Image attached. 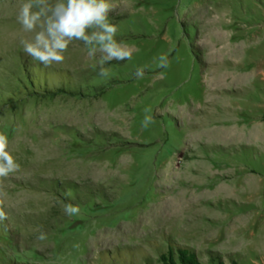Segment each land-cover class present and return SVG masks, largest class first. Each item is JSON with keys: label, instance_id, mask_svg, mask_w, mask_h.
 Instances as JSON below:
<instances>
[{"label": "rangeland", "instance_id": "obj_1", "mask_svg": "<svg viewBox=\"0 0 264 264\" xmlns=\"http://www.w3.org/2000/svg\"><path fill=\"white\" fill-rule=\"evenodd\" d=\"M23 2L0 0V132L20 164L0 181V264H240L264 224V0H130L109 20L133 57L108 78L82 41L48 67L25 54Z\"/></svg>", "mask_w": 264, "mask_h": 264}, {"label": "clouds", "instance_id": "obj_2", "mask_svg": "<svg viewBox=\"0 0 264 264\" xmlns=\"http://www.w3.org/2000/svg\"><path fill=\"white\" fill-rule=\"evenodd\" d=\"M113 5L110 0H25L17 14V22L27 33H33L31 39H22L23 51L33 60L45 67L54 63H62L69 45L73 41H82L89 58L99 54V75L108 78L110 72L105 64L116 60H131L133 48L116 39L118 28L109 20ZM168 56L162 54L158 58L157 67L169 66ZM145 69L137 68L134 75L142 78ZM141 129L146 130L154 122L149 114L150 108L144 109ZM20 170V164L9 151L6 134L0 132V181L9 178ZM72 196L71 190L65 193ZM0 192V221L7 219L4 210L5 201ZM65 214L72 216L80 212L77 205L70 203L64 206ZM46 234L41 231L38 240H45Z\"/></svg>", "mask_w": 264, "mask_h": 264}, {"label": "crops", "instance_id": "obj_3", "mask_svg": "<svg viewBox=\"0 0 264 264\" xmlns=\"http://www.w3.org/2000/svg\"><path fill=\"white\" fill-rule=\"evenodd\" d=\"M224 33V32H223ZM225 34V33H224ZM264 70L257 71L254 75H263ZM260 116H258L259 121H261L262 128L259 130V133H257L258 138L260 140V143H264V110ZM254 132H257V127L253 129ZM260 178L264 180V176L260 175ZM255 235L257 237V241H255V244L250 246L247 245L245 249L238 253H232L236 254L238 257V261L240 264H264V224L260 225L259 228L256 230Z\"/></svg>", "mask_w": 264, "mask_h": 264}, {"label": "bare ground", "instance_id": "obj_4", "mask_svg": "<svg viewBox=\"0 0 264 264\" xmlns=\"http://www.w3.org/2000/svg\"><path fill=\"white\" fill-rule=\"evenodd\" d=\"M110 3L113 5V9H112V11H110L109 16L114 15V14H116L119 11H129L131 9V6H132L130 0H110ZM263 75H264V73H263ZM241 78L243 79L244 77H239L238 79H241ZM204 170L208 171L207 169H204ZM204 170L201 168V170H198L196 172V174L201 176V175L204 174ZM173 206L174 207H172V208L175 209L177 207V203L175 205H173ZM158 208H159V210L157 212H155L152 215H150V216L156 217V219L154 221L160 219L163 216V214L165 213L164 212L165 206L164 207H158Z\"/></svg>", "mask_w": 264, "mask_h": 264}]
</instances>
